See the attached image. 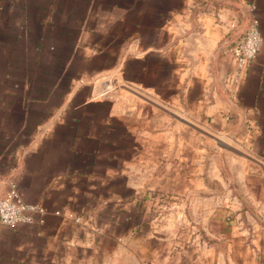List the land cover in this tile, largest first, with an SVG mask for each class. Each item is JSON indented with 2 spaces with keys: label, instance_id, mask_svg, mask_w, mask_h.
Here are the masks:
<instances>
[{
  "label": "crops",
  "instance_id": "1",
  "mask_svg": "<svg viewBox=\"0 0 264 264\" xmlns=\"http://www.w3.org/2000/svg\"><path fill=\"white\" fill-rule=\"evenodd\" d=\"M204 132L256 162L241 184L220 185ZM13 186L44 213L0 227V264H264V0H0Z\"/></svg>",
  "mask_w": 264,
  "mask_h": 264
},
{
  "label": "built area",
  "instance_id": "2",
  "mask_svg": "<svg viewBox=\"0 0 264 264\" xmlns=\"http://www.w3.org/2000/svg\"><path fill=\"white\" fill-rule=\"evenodd\" d=\"M263 37L257 20H251L247 29L231 47L234 68L229 76V84L238 88L251 64L261 49ZM43 209L27 204L20 190L13 186L6 195L0 197V227L13 228L20 224H31L35 214H43Z\"/></svg>",
  "mask_w": 264,
  "mask_h": 264
},
{
  "label": "rangeland",
  "instance_id": "3",
  "mask_svg": "<svg viewBox=\"0 0 264 264\" xmlns=\"http://www.w3.org/2000/svg\"><path fill=\"white\" fill-rule=\"evenodd\" d=\"M204 133V140L207 141L204 145L205 152L221 154L218 162L220 170V185L224 187L241 184L244 179L242 169H248V167L255 168L256 162L250 157L247 158L244 156V151L241 149V146H236L231 141H229V143L224 142L223 139L228 141L224 135L221 134L219 136V143H215L210 134L207 132ZM191 134L192 133L189 131L188 139H191ZM204 163L206 168H210L211 161L209 159L205 160ZM247 176L251 179L250 173H248ZM172 227L174 228V226Z\"/></svg>",
  "mask_w": 264,
  "mask_h": 264
}]
</instances>
